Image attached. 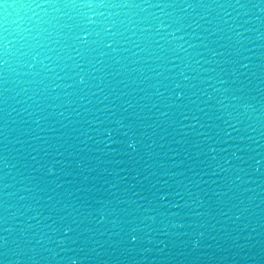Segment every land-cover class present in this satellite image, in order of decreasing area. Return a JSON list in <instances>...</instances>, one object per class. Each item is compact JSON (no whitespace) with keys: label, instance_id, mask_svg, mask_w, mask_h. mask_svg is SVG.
<instances>
[{"label":"water","instance_id":"obj_1","mask_svg":"<svg viewBox=\"0 0 264 264\" xmlns=\"http://www.w3.org/2000/svg\"><path fill=\"white\" fill-rule=\"evenodd\" d=\"M0 264H215L128 253L66 252L0 247Z\"/></svg>","mask_w":264,"mask_h":264}]
</instances>
